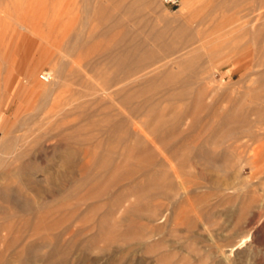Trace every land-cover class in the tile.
<instances>
[{
  "label": "rangeland",
  "instance_id": "rangeland-1",
  "mask_svg": "<svg viewBox=\"0 0 264 264\" xmlns=\"http://www.w3.org/2000/svg\"><path fill=\"white\" fill-rule=\"evenodd\" d=\"M228 1L155 0L142 9L148 22L135 23L140 31L144 26L143 33L154 25L168 29L169 35L183 25L194 32L197 44L204 43L185 59H199L197 74L207 75L200 84L207 86L205 102L216 113L198 109L193 124L188 117L181 131L168 133L160 140L165 143H159L150 133L154 114L130 111L145 104L143 97L127 105L101 97L96 92L104 71L86 75L89 87L72 76L62 80L55 71L62 59L72 60L69 64L75 68L73 61L88 54L61 49L65 40L79 30L98 32L97 17L107 12L120 15L121 5L110 0H0V144L5 141L7 146H0V189L20 190L33 207L19 210L13 203L15 196L11 200L0 196V264H264V159L252 152L253 146L264 143V122L255 123L250 113L256 106L264 109V102L254 99L264 85V0ZM127 21L126 26L132 24ZM178 54L165 59L173 72L179 70L174 63ZM159 59L124 86L128 90L146 87L161 69L155 68L165 61ZM42 72L51 73L49 82L39 78ZM183 73L186 77L191 71ZM43 88L52 92L39 109ZM92 88L97 90L94 95L87 94ZM161 94L153 99H161L160 107L171 106ZM102 108L109 109L111 116L99 112ZM93 109H98L96 115H84ZM222 112L234 115L233 120L248 114L251 126L233 129L224 143L203 144L220 125ZM120 120L131 134L128 151H123L118 135L103 127ZM70 125L76 127L57 134ZM249 130L246 138L237 139L238 132ZM35 139L40 143L31 146ZM144 146L154 147L148 152ZM73 149V165L64 164L62 157ZM22 151L33 158L29 173L41 187L48 188L45 177L53 175L49 193L38 196L13 175L19 164L15 155ZM122 152L123 159L118 157ZM183 154L189 165L182 163ZM150 230L157 236L147 238ZM93 234L98 239L84 244ZM151 246L153 252H147Z\"/></svg>",
  "mask_w": 264,
  "mask_h": 264
},
{
  "label": "bare ground",
  "instance_id": "bare-ground-1",
  "mask_svg": "<svg viewBox=\"0 0 264 264\" xmlns=\"http://www.w3.org/2000/svg\"><path fill=\"white\" fill-rule=\"evenodd\" d=\"M154 1L155 0H110V2L112 4L116 3V4L121 5L122 11H121L120 15L113 14L112 12L100 14L96 19L97 23L99 24V28L101 27V29L98 32L95 30H93V31L91 30L87 33L83 30H79L76 32L74 37H71L70 39L67 38L62 46L60 43L56 42L57 44H60V46L62 47L61 49H63V50H68V51H70V50L71 51L81 50V51H87L88 54L86 56L82 57V59H80V61H73V63L77 66L75 68H73L74 66L72 67V65L69 64L72 62V60H70V61L63 60L62 56H61L62 60L60 61L59 66L57 65V68H55V71L59 72V74H60L59 78H61L62 80L66 79L67 76H72L76 79L77 82H79L84 87H89V83H88L87 79H85V77L88 78L86 76L88 73H98L100 71H104V76L102 77L101 86L98 89L99 91L95 90V88H92L94 90L87 92V94L94 95V93L97 91L96 93L100 94L101 97L103 95V97L106 96L108 99H114V98L119 99V101L122 105L130 104L134 100L135 97H143L144 98L143 102L145 104H141V107L131 108L130 111L131 112H144V113H148V114L153 113L154 114L153 120H155V123L154 124L152 123L153 126L151 127L150 133H151V135L154 136L153 138L156 141L158 140L159 143L160 142L165 143L164 139H163V141H160V140H162V137L166 138V136L169 135L168 133H170L172 136L174 134L173 132L181 131L182 125L187 124V123H185V120L188 117L193 118L192 124H193V122H195L194 118H196V116H197L196 112L198 109L209 110L213 113H216V109L214 107H212V105H208L205 102V99H207V97H208V90L206 88L207 86L203 87L204 85L200 86V84L202 82L201 81L202 78H204L205 76L207 77V75L205 74V76L202 77L200 74H197V71H196L197 66L199 64H201L198 62L199 64L197 65V61L199 59H185V57H186L185 55L194 53L199 48L204 47L203 46L204 43L201 42V43L197 44V42L194 40V37H193L194 32L192 33V30L190 28L184 27L183 25L179 26V28L176 26L177 29L174 30V28H173L174 31H172L171 34L169 35L168 34L169 31H167L168 29L167 30L166 29H156L153 25V27L149 28L148 32L147 31H146V33L144 32L145 38L144 37H142L143 39L140 38V34L141 33L144 34L142 32L144 26H142L143 23L140 22V21H143L145 19V16L143 14L142 9L152 5V3ZM222 1L223 0H221V2ZM231 1L237 2L238 0H230V2ZM228 2H229L228 0H224V3H228ZM94 8H96V7H94ZM100 8H101V4L98 5L97 11H99ZM86 10L88 11V8ZM127 20H131L132 24L131 25L129 24L128 26H126L125 22ZM127 22H129V21H127ZM137 22L139 25H140V23H142L141 24L142 31H140L139 28H135V23H137ZM149 23L146 25H149ZM166 24L168 25V22ZM170 25H172V24H170ZM21 27H22V29H26V30L28 29V27L24 26V25ZM169 29H171V27ZM104 38H107V40L105 41L104 44L101 45L99 41L103 40ZM55 46L59 47V45H55ZM212 46H213V44H212ZM58 47H57V49H58ZM174 53H179L177 55L178 60L176 62H174L176 64V67L179 68V70L176 72H173L169 67H167L170 63V60H165L168 55L174 54ZM67 54H66V56H67ZM160 55H162V57ZM64 56H65V54H64ZM158 58H161L165 61L162 64H160L159 66H157V67L155 66L156 67L155 69H159V68H161V69L158 70L157 73H155V75L151 76L147 80L148 82H147L146 87L144 86V87H138V88H134L132 90L131 89L128 90L124 86V85H126L127 82H129L130 79L132 80V77L135 74H137L140 70H142V68L148 67V66L153 65L154 63L158 62V60H157ZM161 59H159V60H161ZM184 70H188V73H189V71H191V73L188 76L184 77L182 75V74H184L183 73ZM48 74L50 75V80H51V73L48 72ZM44 83H47V82H44ZM195 84L198 86H196ZM202 84H203V82H202ZM123 86L126 88L125 90H124ZM115 87H119V89L116 91H113L112 89H114ZM40 91H41V94L43 95L44 98L42 99V103L39 105V109L42 108L43 106H45L44 103L47 101L46 99L49 97V93L52 92V91H49V88H43ZM157 93H162L161 94L162 100L166 101L167 103H170L171 106L166 105L164 107L163 106L160 107L161 99L160 100H154L153 99V97ZM95 95H97V94H95ZM96 98H97V96H96ZM211 99H214V98H211ZM254 99L256 100V102L257 101L261 102V103L264 102V85L260 86L259 91H257L256 94H254ZM96 100H98V99H96ZM211 101H214V100H210V102ZM100 102H101V100H100ZM173 103H174V105L176 104V106H172ZM79 108H80V106H79ZM81 109H83L82 106H81ZM97 111H98V109H93L84 115L86 117H93L94 115L97 114ZM109 111L110 110L109 109L107 110V108H102L99 110V112H102L105 116H111V114H110L111 111L110 112ZM250 113L256 117L255 123L256 122L257 123L264 122V121H262V120H264V109H260V107L256 106L250 110ZM223 114L218 115L220 117V120H221L220 125H218L217 128H213L211 130V133H210L209 138L207 140L201 141V142H203V144H206L208 142L213 144V145L219 144V143H224V141L226 140L228 135H231L230 133L233 131V129L238 130L241 127L247 128V127L251 126L250 120L248 119V116H247L248 114L244 115L241 113V116L239 118H235L234 120L236 122V125H231V123H230V121L233 120L232 118H234V115L228 116V115H225V114L223 115ZM167 115L168 116L170 115L172 117V121H167L165 119V116H167ZM170 120H171V118H170ZM19 125H21V124H19ZM71 127L72 128L76 127V125L67 126L63 129L59 130V132L57 134H60L64 131H67ZM103 127L105 128V131L107 133L109 132L111 135H114V136L118 135L119 136V141H120L119 143L122 145L123 151L125 149L127 151L129 150L128 148L130 147V143H131V142L129 143V138L131 137V134H130L128 128L126 127L125 121L120 120L117 123H113V124L107 123ZM102 130H103V128H102ZM246 130H243V131H246ZM34 131H35V129H34ZM249 132H250V130L248 131V133L247 132H245V133L238 132L237 133V139H244V137L246 138V136H247V134H249ZM45 133L46 132L43 131V134H45ZM47 133H49V132H47ZM182 136H184V135H182ZM149 137L150 136H148V138ZM184 138H185V136H184ZM137 139L138 138H136V141H139ZM40 140L41 139H35L33 141V143L31 144V146L39 144ZM14 141L15 142L12 143L13 144L12 147H14V149L10 152L12 154H13L14 150H16L15 145H16L17 140H14ZM183 142H185V140H183ZM197 142H198V140H197ZM164 143H162V144L164 145ZM238 143H239V141H238ZM203 144L198 143L196 145L201 146ZM157 145H158V143H157ZM157 145L153 150H155L157 148ZM159 145L161 146V144H159ZM240 145H242V143ZM0 146L3 149L7 147L5 144V141H4V143H1ZM148 146H144V147H142V149L145 151L151 152V150L154 146L150 147L151 149ZM238 146H239V144H238ZM171 147H173V146H171ZM180 147H182V146H180ZM238 148H236V149H238ZM199 149L202 150L201 148H199ZM75 150L73 151L72 154L67 155L65 157H62L61 161L64 164H67V165L72 164L73 165V157L75 155ZM177 151H179V150H177ZM166 152H169V151H166ZM252 152H253V156L255 158L264 159V143L253 146ZM172 153L174 154V151ZM185 153H187V152H185ZM27 155L28 154L24 151L17 153L15 155L16 157L14 159L19 164L15 168L13 175L16 176V178L21 183V185H24L29 191L33 192L34 194L39 196L41 194L49 193V181L52 180L53 175H51V174L49 175V173H48L47 176L45 177V182L48 184V188L47 187L46 188L41 187L38 184V182L34 179L33 175H31L29 173L30 172L29 167L32 166L33 158L28 157ZM199 155H200V153H199ZM26 156L28 158H26ZM182 156H183L182 158H184L182 163H185L187 161L186 156L184 154ZM118 157L123 159V157H125L124 152L120 153V155H118ZM173 157H175V156H173ZM164 158H162V159L164 160ZM193 158H196V157H193ZM165 159H167V158H165ZM187 159H188V157H187ZM113 160H116V158H114ZM155 161L157 162V160H155ZM166 161H169V160L167 159ZM188 161H190V160H188ZM180 162H181V160H180ZM187 164L189 165V162ZM178 165H179V163H178ZM180 165L182 166V164H180ZM66 167L69 168V166H66ZM178 169L180 170L179 166H178ZM174 170L176 171V169H174ZM175 171H174V173H176ZM70 173H71V171H70ZM4 174L5 173H3L2 175H4ZM201 175H203V174H201ZM9 176H12V174L10 173ZM158 176H159V174H158ZM163 176H164V174H163ZM213 176H214V173H213ZM68 177H69V175H68ZM219 177H221V175ZM216 179L214 181H216ZM192 184H194V183H192ZM182 188H184V187H182ZM159 194H161V196H162L163 193L159 192ZM12 195L15 196V198H13L14 199L13 201H15V202H13V203H14L15 207L18 208L19 210H27V209L33 208L32 203L30 202L31 200L29 199L30 200L29 201L27 199L28 197H23L24 195L23 196L21 195L20 190L14 191V190H12L10 188H6V187L0 189V196H2V198L6 199V200H9V199L11 200ZM150 212H148V214H147V219L149 221L153 217L152 213H150ZM160 218H161V216H160ZM151 222H152V220H151ZM99 224H98V226H99ZM148 224H150V222ZM157 234L158 233L156 231L150 230L146 237L147 238H154L155 236H157ZM158 236H160V235H158ZM98 237H99L98 234H93L92 236L88 237L87 239L85 238L84 244L90 245L91 243L95 242L98 239ZM144 237H145V235H144ZM163 237H160L159 242H162ZM81 248H82V246H81ZM147 252H150V253L153 252V246H151ZM146 264H151V263H150V261H146ZM154 264H156V263L154 262Z\"/></svg>",
  "mask_w": 264,
  "mask_h": 264
},
{
  "label": "built area",
  "instance_id": "built-area-1",
  "mask_svg": "<svg viewBox=\"0 0 264 264\" xmlns=\"http://www.w3.org/2000/svg\"><path fill=\"white\" fill-rule=\"evenodd\" d=\"M166 2L169 3H175L176 0H166ZM39 78L43 81V82H48L50 80V75L48 74V72H42L39 74Z\"/></svg>",
  "mask_w": 264,
  "mask_h": 264
}]
</instances>
